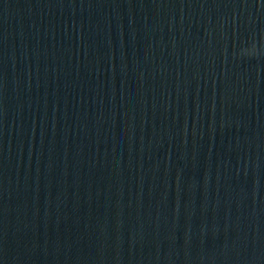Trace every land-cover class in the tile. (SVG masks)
Here are the masks:
<instances>
[{"label": "water", "instance_id": "95a60500", "mask_svg": "<svg viewBox=\"0 0 264 264\" xmlns=\"http://www.w3.org/2000/svg\"><path fill=\"white\" fill-rule=\"evenodd\" d=\"M0 264H264V0H0Z\"/></svg>", "mask_w": 264, "mask_h": 264}]
</instances>
